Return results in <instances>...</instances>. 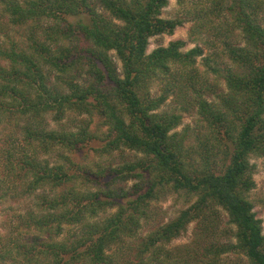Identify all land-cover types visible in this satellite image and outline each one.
<instances>
[{
	"label": "trees",
	"instance_id": "1",
	"mask_svg": "<svg viewBox=\"0 0 264 264\" xmlns=\"http://www.w3.org/2000/svg\"><path fill=\"white\" fill-rule=\"evenodd\" d=\"M169 1L4 0L10 23L32 29L26 49L0 46V123L25 122L23 142L0 151V198L21 187L32 204L0 236V264H221L227 254L264 264L249 198L251 160L264 157V0H179L178 16L164 18ZM189 21L191 40L208 35L213 53L183 51V40L148 53L152 38ZM170 98L177 110H162ZM186 113L199 129L177 131ZM88 146L101 159L142 157L81 165ZM167 194L188 207L143 235ZM218 208L235 230L220 231ZM195 221L196 252L169 250ZM228 235L235 243L219 241Z\"/></svg>",
	"mask_w": 264,
	"mask_h": 264
},
{
	"label": "rangeland",
	"instance_id": "2",
	"mask_svg": "<svg viewBox=\"0 0 264 264\" xmlns=\"http://www.w3.org/2000/svg\"><path fill=\"white\" fill-rule=\"evenodd\" d=\"M180 9L179 0H170L169 5L163 11L164 18H174L178 16V11ZM73 21H77L73 19ZM194 22L189 21L184 24V26L178 27L173 35H163L159 37H154L150 40V46L148 48V53H151L154 49L158 48L159 46H169V44L173 41L183 40L187 43V46L183 49V51L190 50L195 46H201L204 48V56L207 57L210 53L214 52V49H211L204 41L206 39H211L206 34H199L200 39L196 42L191 40V31L193 29ZM31 26H14L10 23V16L5 10L4 0H0V46L8 47L10 46V40L14 39L18 42V44L23 48L26 49L28 45V40L31 37ZM41 32V31H37ZM41 34V33H38ZM42 35V34H41ZM203 39V40H202ZM221 47V44H219ZM55 48V47H53ZM222 49V48H220ZM203 57L198 59L200 67L205 70L206 67L203 65ZM116 62L118 67L121 69L122 64L116 58ZM216 63L220 64L222 68L225 67V64H230L229 60H225L223 63L216 60ZM231 65V64H230ZM54 80V76L52 77ZM90 81L89 77L84 75L83 78H79V82L84 84ZM92 81V80H91ZM220 91H225L226 86L222 83L219 87ZM153 96H159L161 94V86L158 83L153 85L152 89ZM211 99V98H209ZM213 99V98H212ZM211 99V100H212ZM177 105L175 101L170 98L166 104L162 107V110L165 111H176ZM48 121L50 123V127L52 129H58L59 126L56 122L52 120L51 117H48ZM198 116L196 114H184L183 124L177 129V131H181L187 127L191 126L192 128L199 129L197 127ZM25 125L24 121H21L20 127H16L15 124H10L4 118H2L0 123V151L9 148L11 144H20L23 142V133L21 128ZM197 127V128H196ZM142 157L141 155H136L134 152L130 150H125L123 152L118 151L115 152L112 156H105L102 159L97 157L96 153L90 148L82 149L77 157L76 161L81 165H89L93 164L94 161H99L103 165L118 167L123 165L127 161H135L136 158ZM44 158L49 159L53 163L57 160V156H44ZM95 159V160H94ZM251 163L255 165L254 171V179L256 182V187L252 190L249 194L250 201L254 205V211L257 214V217L262 220V227H263V234H264V157H253ZM4 161H0V175H3V168ZM96 167V166H95ZM93 168L95 171L96 168ZM136 183V180H130L126 184L127 187H130ZM8 187V186H7ZM7 187L5 189H7ZM3 191V190H2ZM21 187L17 191H14L12 194H8L7 198L2 200L0 198V236L5 235V233L10 228V225L13 224L15 217L18 213H24L26 210L31 206L32 199L28 197H23L21 192ZM1 192V191H0ZM33 206V205H32ZM188 204L184 201V199L180 198L176 194H167L161 200H157L153 202L152 208L154 210L153 217L145 226L143 230V235L147 234L151 229L155 228L156 226L165 225L175 219L180 212L187 208ZM220 209V231L229 229L232 227L228 221L229 216L227 212L223 208ZM115 209L110 210V213H113ZM106 217L105 215H101V218ZM197 222H192L187 227V230L177 239H174L170 244L167 245L168 249L176 252L179 248L182 250L186 248L194 249V242L197 237ZM235 230V227H232ZM229 236V235H228ZM219 240L221 243H227L232 241L235 243V239L232 236L223 237ZM195 251V250H194ZM196 252V251H195ZM247 264V259L244 256H238L236 254L230 255H223L222 256V263L221 264H238V263H245ZM9 264V263H6Z\"/></svg>",
	"mask_w": 264,
	"mask_h": 264
}]
</instances>
